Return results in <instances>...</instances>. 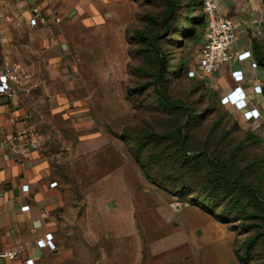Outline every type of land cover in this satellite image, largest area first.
<instances>
[{"label":"rangeland","instance_id":"1","mask_svg":"<svg viewBox=\"0 0 264 264\" xmlns=\"http://www.w3.org/2000/svg\"><path fill=\"white\" fill-rule=\"evenodd\" d=\"M67 1L59 47L65 44L68 116L49 115L42 146L50 178L59 182L49 214L58 246L42 264H243L247 251L245 264H264V234L248 244L264 231L260 205L233 184L221 188L215 205L199 201L212 193L206 178L213 158L226 163L231 181L239 178L264 199V120L248 121L241 110L222 106L225 90L213 74L189 77L206 31L198 26L188 36L189 0H176L166 34V0ZM151 29L156 45L141 51L134 33ZM181 55L189 63L176 75ZM156 86L172 94L173 108L159 102ZM183 106L197 117L185 115ZM155 133L169 137L156 142ZM134 136L146 143L143 152ZM85 140L95 144L76 152ZM152 147L172 170L152 173L158 183L145 177L139 158L156 164ZM178 147L203 157L181 167ZM175 167L184 174L183 191L170 180ZM230 199H238L236 207Z\"/></svg>","mask_w":264,"mask_h":264},{"label":"crops","instance_id":"2","mask_svg":"<svg viewBox=\"0 0 264 264\" xmlns=\"http://www.w3.org/2000/svg\"><path fill=\"white\" fill-rule=\"evenodd\" d=\"M67 2L0 0V70L9 63L20 62L32 73L18 88L17 99L0 95V142L8 141L26 123L34 125L41 137V146L35 150L18 153L8 144L0 150V254L22 250L7 264H23L32 254L36 264H42L45 252L55 250L38 248L35 240L47 232L52 233L49 214L59 184L58 180L50 178V157L42 146L44 137L52 128L49 115L68 116L65 44L61 43L62 47H59L68 29L61 22ZM218 3L220 11L235 25L237 40L234 48L239 52L251 50L253 59L258 60L253 45L256 41L264 52L263 0H218ZM37 8L49 16L47 24L30 23L29 18L35 15ZM53 11L60 21L51 17ZM238 67L244 68L247 74V79L240 85L247 94L250 108H257L260 112L259 118L252 121H263L264 93H255L253 83H261L264 88V63L254 69H251L250 60L222 64L213 73V82L225 90L221 93L223 96L239 84L232 79L230 71ZM94 144L93 141H80L75 150L81 152ZM53 181L58 182L54 187L50 185ZM26 204L29 209L23 210L22 206Z\"/></svg>","mask_w":264,"mask_h":264},{"label":"built area","instance_id":"3","mask_svg":"<svg viewBox=\"0 0 264 264\" xmlns=\"http://www.w3.org/2000/svg\"><path fill=\"white\" fill-rule=\"evenodd\" d=\"M202 2L207 15L206 31L199 48L198 68L196 71L189 70V77L196 76L198 71L210 75L222 64H233L234 62H244L246 60H250L251 69L259 67L257 61L253 59L251 50L239 52L234 48L237 40L236 28L233 20L220 11L218 0H202ZM51 17L55 21H60V17L54 11ZM48 18V15L41 13L37 8L35 9V15L31 16L29 21L32 25H36L37 23L47 24ZM230 71L232 79L239 84L221 96V103L225 106H232L237 110H241L243 117L248 121L258 119L260 116L259 110L257 108H250L247 94L240 85L241 82L247 79L246 71L242 67L230 69ZM31 74L23 63L14 62L7 64L0 70V95L17 99L18 88ZM253 88L255 93H262L263 91L261 83L254 82ZM7 144L13 146L16 152L23 153L28 150L38 149L41 146V137L34 125L26 123L8 141L0 142V150ZM57 184V181H53L50 185L54 187ZM172 205L177 209L180 203L174 202ZM22 209H29V205H23ZM35 245L38 248L56 249L57 247L51 232H47L43 237L37 238ZM21 251L9 250L0 254V264H7L8 261L14 260ZM23 264H36L35 255L27 256Z\"/></svg>","mask_w":264,"mask_h":264},{"label":"trees","instance_id":"4","mask_svg":"<svg viewBox=\"0 0 264 264\" xmlns=\"http://www.w3.org/2000/svg\"><path fill=\"white\" fill-rule=\"evenodd\" d=\"M264 2V0H263ZM189 6H188V10H187V15L186 18L188 20V27H187V34L188 36L195 32L197 30L198 26H205L206 28V20H207V15L206 12L204 11V7H203V2L202 0H189L188 2ZM177 8V2L176 0H166V9L164 12V16H163V25H164V32L165 34L167 32H169L171 30V26L170 24L166 21L167 18L176 10ZM135 37L138 39V41L141 43L139 49L141 51H149L151 50L156 44H154V41L157 39L158 35L156 34V32L151 29L149 31L146 30H137L134 33ZM173 41H175V43H179L181 40H179L178 38H172ZM254 49L256 50V53L258 54V60L257 63H264V52L261 50V47L259 46V44L255 41L254 45H253ZM255 57V56H254ZM167 60H163V64L166 63ZM189 61L186 58V56L181 55L178 62H177V66L175 68H173V72L176 75H179L181 73V71H183V69H185L188 65ZM165 66V64H164ZM142 87H138L137 89H141ZM156 91H157V95L159 97V102L164 106V107H169V108H173L176 104L174 103V99L172 94L166 89V88H160L159 86H156ZM263 93H264V88H263ZM220 104L222 106H224L221 103V97H220ZM184 108L182 109L185 113V115H189L190 118H196L197 115L192 114V108L190 106H183ZM179 134V133H178ZM155 141L159 142L162 141L164 138H168V134H159V133H155ZM177 137V136H176ZM179 138H181V136H179ZM135 144L136 146L139 148V152H143L146 148V143L142 142L141 140H138L135 136ZM256 141H258L257 138H255ZM154 147V146H153ZM151 150L150 153V159L155 158V162H157L156 164L150 163L148 164V162L145 164L143 163L144 160H146V157L140 156L139 158L141 159V163L142 165V170L143 173L145 175V177L147 179H149L150 181H152L153 183H158L156 180H152L153 174L152 173H167L170 174V172L172 170H167L166 167L164 166V164H162L163 160H162V156H161V160H156V157L158 158L159 156H157L158 153H156V151L153 149ZM175 158L180 162V166L181 167H186L187 165H191V161L196 160L197 158L200 159L203 157V154L199 155H191L190 153H188V151L186 149H184L183 147H178V151L174 154ZM214 162L211 159V163L213 164L212 167V171H211V175L209 177L206 178V180H208V183L211 185V194L208 197H202L199 201L201 203V205L206 204L207 206H211V205H215V202L218 198L217 195H219V192L221 190V188L224 185L227 184H233L234 186L236 185V187L240 188L243 192L245 193L246 196H248L250 199H252L255 203H257L258 205H260L261 210L264 213V199H261V197L259 196V193L257 192L256 188L250 186L249 184H246L244 182H242L239 178L235 177L233 179V181H231V179L229 178V176L226 174L225 172V166L226 163H220L219 161H217L216 158H213ZM149 161V160H148ZM156 166L157 170L154 169V167ZM181 167H175L174 175L170 176V180L174 179V183L175 185H179L180 184V190H184L185 188V178H184V174H180ZM229 181V182H228ZM238 185V186H237ZM240 197V196H239ZM238 199L234 200V199H230V202L233 203V205H235L236 207V203H237ZM222 213H225V211H221ZM219 215V214H216ZM224 221V220H223ZM262 234H264L263 232H259L257 231L254 235L250 236L249 238V245H253L256 243L257 239L259 236H261ZM248 253L249 251H247V253L245 254V256H243L242 261L243 264H245L246 260L249 258L248 257ZM247 255V256H246Z\"/></svg>","mask_w":264,"mask_h":264},{"label":"water","instance_id":"5","mask_svg":"<svg viewBox=\"0 0 264 264\" xmlns=\"http://www.w3.org/2000/svg\"><path fill=\"white\" fill-rule=\"evenodd\" d=\"M109 206H112V204H110Z\"/></svg>","mask_w":264,"mask_h":264}]
</instances>
